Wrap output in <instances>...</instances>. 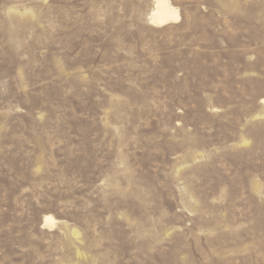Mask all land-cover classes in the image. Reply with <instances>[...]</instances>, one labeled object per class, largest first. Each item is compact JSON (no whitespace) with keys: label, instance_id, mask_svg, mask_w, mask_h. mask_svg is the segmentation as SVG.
Wrapping results in <instances>:
<instances>
[{"label":"rangeland","instance_id":"obj_1","mask_svg":"<svg viewBox=\"0 0 264 264\" xmlns=\"http://www.w3.org/2000/svg\"><path fill=\"white\" fill-rule=\"evenodd\" d=\"M170 1L0 0V264H264V0Z\"/></svg>","mask_w":264,"mask_h":264},{"label":"bare ground","instance_id":"obj_2","mask_svg":"<svg viewBox=\"0 0 264 264\" xmlns=\"http://www.w3.org/2000/svg\"><path fill=\"white\" fill-rule=\"evenodd\" d=\"M154 6L148 15L149 24L154 27H163L176 24L180 21L178 8L174 7L170 0H153ZM56 221L51 216L43 219V228H53Z\"/></svg>","mask_w":264,"mask_h":264}]
</instances>
